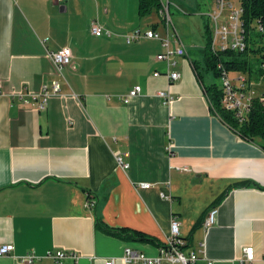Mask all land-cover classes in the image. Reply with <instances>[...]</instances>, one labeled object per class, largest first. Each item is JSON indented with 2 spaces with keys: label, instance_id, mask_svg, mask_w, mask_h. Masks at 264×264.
<instances>
[{
  "label": "crops",
  "instance_id": "1",
  "mask_svg": "<svg viewBox=\"0 0 264 264\" xmlns=\"http://www.w3.org/2000/svg\"><path fill=\"white\" fill-rule=\"evenodd\" d=\"M136 1L0 0V245L14 244L0 264H53L45 257L53 249L78 253L79 264H130L120 258L127 246L160 255L173 217L195 264H245L247 246L255 249L251 264H264V138L245 139L212 106L204 28L202 43L184 17L172 18V46L186 49L176 81L157 59L161 39L126 41L136 28L167 34L160 11L141 17ZM93 20L114 34L94 35ZM63 47L72 58L59 71L49 51ZM53 80L61 90L40 109L33 97ZM136 85L140 94L125 102ZM160 90L173 100L165 103ZM116 153L127 154L128 168ZM213 206L216 223L205 227ZM97 217L154 240L110 234ZM31 251L43 257L24 261Z\"/></svg>",
  "mask_w": 264,
  "mask_h": 264
},
{
  "label": "built area",
  "instance_id": "2",
  "mask_svg": "<svg viewBox=\"0 0 264 264\" xmlns=\"http://www.w3.org/2000/svg\"><path fill=\"white\" fill-rule=\"evenodd\" d=\"M65 1V0H58ZM217 7L219 8V12L212 15V29H213V49L214 50H225L228 48H232L235 51H242L246 48L245 36L243 34L242 22H241V14L242 8L240 5L237 7L234 6L232 0H217ZM232 8L229 15V25L223 23L222 25L219 23L220 16L223 14L226 6ZM162 18L167 26V34L166 36H161L160 33L157 32L156 29L149 28L145 31H142L140 28H136L131 32L125 34L126 41L128 43L139 40L142 37L147 38H157L163 41L164 46L166 47L165 52L159 53L157 55V59L166 62L167 71L165 75L168 77L170 81H176L181 77V73L177 68L178 61L177 56L185 54L186 49L182 44L179 47H173L172 43L178 35L171 37L168 29L171 28L173 24L172 16L170 13V6L163 4L162 9L160 10ZM259 30L264 31V26H259ZM91 32L94 35L106 34L113 35L114 32L102 24L99 20H93L91 24ZM48 38L44 39L45 42ZM217 41H219V46H217ZM51 58L56 64L59 71L62 70L63 67L68 65L71 62L72 54L71 49L69 47H63L59 50L49 51ZM263 73L261 76V81H264V63L262 65ZM155 75H161V72L156 71ZM222 106L229 111L234 112L235 116L241 121H245L247 114L249 113L252 99L256 96L260 98H264L262 92L260 94L257 93V89L252 87V84L249 82V79L244 75H239L238 77H231L229 73L224 72L222 76ZM61 90V82L59 80H53L51 83V91L47 90V87L44 88V91L40 94V96H34V99L41 98L38 106L40 109H44L47 106L48 99L50 93H57ZM142 87L140 85H136L129 94L124 98L125 102H129V100L138 94H140ZM2 92L0 85V94ZM158 95L164 98V102L168 103L173 100V97L169 91L160 90L158 91ZM20 98L22 95L20 94ZM125 155L116 153V160L118 164L123 168L129 167V162L125 160ZM141 187L148 188L151 186L150 183H141ZM162 196L166 197L165 193H161ZM95 204V199L93 196H89L86 201L87 207H93ZM218 213V207L213 206L209 209L206 216L203 219V225L205 227H210L216 223ZM180 221L173 217L171 221V233L167 238L166 245L161 248L160 255L152 257L148 256L142 251L135 249L131 246H127L124 250V254L120 257L124 262L130 264H160L162 260H168L172 262V264H176L177 262H182L183 264H195L199 259L196 251L185 252L183 247L186 242L183 237L180 235ZM14 250L13 243H4L0 245V256L8 255ZM43 256L38 255L34 251H31L21 257L24 261L28 263H33L34 261L41 259ZM45 257H49L52 259L53 264H63V260L67 257H72L75 260L76 264H79V255L74 251H67L63 249H53L49 250ZM255 249L253 246H247L244 249V255L242 257V261L245 264H251L255 260ZM105 264H116V258L107 259Z\"/></svg>",
  "mask_w": 264,
  "mask_h": 264
},
{
  "label": "trees",
  "instance_id": "3",
  "mask_svg": "<svg viewBox=\"0 0 264 264\" xmlns=\"http://www.w3.org/2000/svg\"><path fill=\"white\" fill-rule=\"evenodd\" d=\"M242 8L241 22L245 36L246 48L235 51L232 48L225 50L213 49V30L209 22L204 24L205 37V65L208 71H213L217 76H223L224 72L237 71L251 76L254 73H263L264 63V31L259 26H264V0H240ZM163 7L162 0H139L138 12L141 17L152 12L160 11ZM164 20V19H163ZM251 55L255 56L253 62ZM243 75V74H239ZM212 106L218 114L232 127L238 129L242 137L248 140L264 138V98L256 96L252 99L251 107L245 121L241 122L234 112L226 110L222 106V89L217 83L206 87ZM264 96V92H262ZM251 182H245L248 185ZM237 186V185H235ZM91 196V195H89ZM222 195L217 202H219ZM97 225L106 232L120 236L124 239L154 240L153 237L141 231L129 228H114L106 225L100 217H97Z\"/></svg>",
  "mask_w": 264,
  "mask_h": 264
},
{
  "label": "rangeland",
  "instance_id": "4",
  "mask_svg": "<svg viewBox=\"0 0 264 264\" xmlns=\"http://www.w3.org/2000/svg\"><path fill=\"white\" fill-rule=\"evenodd\" d=\"M169 2L170 13L174 21H178V16L184 17V29L190 32H194V40H199L204 43L203 39V28L204 23L209 22L212 28V15L219 12L217 7V0H165ZM235 7L239 5V0H232ZM136 7H138V1H136ZM232 8L228 5L226 6L223 14L220 16L219 23L229 25V15ZM154 13V12H153ZM156 13V12H155ZM213 30V29H212ZM186 40H191L189 35H185ZM217 46H219V41H217ZM252 57L253 62H255V56ZM203 71V69L201 68ZM208 78H211L219 86L222 85V76H217L213 71H205ZM230 76L234 77L238 74L237 71H230ZM254 84L252 87H256L257 93L260 94L264 91V81H261V76L259 73H254L251 76ZM261 91V92H260Z\"/></svg>",
  "mask_w": 264,
  "mask_h": 264
}]
</instances>
